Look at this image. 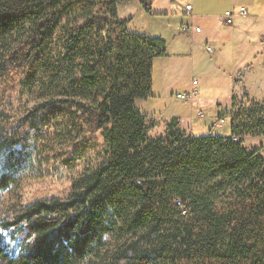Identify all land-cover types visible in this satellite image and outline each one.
<instances>
[{
	"label": "trees",
	"instance_id": "trees-1",
	"mask_svg": "<svg viewBox=\"0 0 264 264\" xmlns=\"http://www.w3.org/2000/svg\"><path fill=\"white\" fill-rule=\"evenodd\" d=\"M129 1L0 0V191L51 136L70 143L68 170L99 151L65 198L0 219V264H264V156L242 143L264 138V104L233 97L229 137L176 118L148 137L134 102L153 96L167 50L118 19Z\"/></svg>",
	"mask_w": 264,
	"mask_h": 264
},
{
	"label": "crops",
	"instance_id": "crops-1",
	"mask_svg": "<svg viewBox=\"0 0 264 264\" xmlns=\"http://www.w3.org/2000/svg\"><path fill=\"white\" fill-rule=\"evenodd\" d=\"M133 1L135 0L119 3L117 11L122 5ZM153 2L158 6V14H171L175 18L179 15L186 17L185 24L180 30L183 34L175 36L183 42L186 35L191 41H195L198 50L202 47L206 53L212 55L209 70H212L219 79L214 84L210 80L201 83V95L197 90V95L190 100L183 102L177 100L173 94L176 88H182L187 92L197 84L196 80L192 84V79L190 81L188 77V73L192 72L198 63L194 49L190 53H183L177 47L178 50L170 53L163 37L134 32L139 35L160 37L165 41L167 48L165 56L153 59V96L134 102L135 108L145 116L150 127L161 122L166 131V124L176 118L181 130L193 137H200L205 130L202 129L201 123L195 120L196 117L202 116L198 108L203 106L211 108L214 105L213 114L217 117L222 115L225 121L229 120L228 114L231 112L233 97L245 103L248 100L264 104V0H153ZM186 4L191 5L190 14L180 9ZM240 7L246 9L245 14L238 13ZM229 9L235 11L233 22L232 25H225L221 22V16ZM195 27L200 31L196 32ZM176 28L175 26L174 31ZM206 47H211L212 51L208 52ZM231 49L234 55L228 52ZM204 75H207L206 70ZM205 88L209 90L215 88V92L203 93L202 90ZM248 139L254 140L248 137L244 138L242 143ZM261 146H264V143L257 144V147L251 149H258Z\"/></svg>",
	"mask_w": 264,
	"mask_h": 264
},
{
	"label": "rangeland",
	"instance_id": "rangeland-1",
	"mask_svg": "<svg viewBox=\"0 0 264 264\" xmlns=\"http://www.w3.org/2000/svg\"><path fill=\"white\" fill-rule=\"evenodd\" d=\"M122 6L119 7L117 11L118 19L127 21V30L129 32H144L152 36L163 37L167 42L168 51L170 53L178 50L177 47H179V50H182L183 53H190V51L194 49L198 63L194 66L192 72L188 73V77H190V81L191 79L197 81L195 87L197 88L199 95L202 94L200 89L201 83L203 84L204 81L206 82L207 80H210L212 84L218 82L219 77L216 76L212 70H209L210 61L213 59L212 55L206 53L202 47H199L198 50L195 41H191L186 35L184 36L183 42L179 41L177 36H175L176 34H183V31L180 30L182 25L185 24L186 17L179 15L175 18L171 14H158V6L155 5L153 0L152 10L155 14L145 12L136 0L133 1V3H127V5ZM175 26L177 28L174 31ZM228 52L234 55L232 49ZM202 66L204 67L203 69L201 68ZM205 70L207 73L206 76L204 75ZM202 91L203 93H213L215 92V88L211 90L205 88ZM175 93L182 94L185 92L182 88H176L173 91V94L176 96ZM175 96L174 98H176ZM180 101L183 102L184 100ZM155 102H157V100ZM173 106L176 107V104ZM214 107L215 106L213 105L211 108L205 106L198 108V110H200L199 113L201 112L202 116L196 117L195 120L199 121L202 129L205 130L202 136H229L230 121L225 120L221 125H217L219 119L216 114H213ZM164 127L165 126L162 125L161 122L157 123L155 126L150 127L147 130V136L151 138L161 136L165 131ZM260 143H264V138H254V140L248 139L243 144L247 149H251L257 147V144L260 145ZM70 147V143L64 138L56 139L51 136L48 140L43 142L41 149L36 154V161L33 170L29 171L17 184L0 191V219L8 216L13 210L20 208L35 199H48L51 197L65 198L68 195L71 180L83 170L94 167L99 156L98 148L92 147L83 155H78L75 167L68 170L66 169L63 160L67 157ZM260 151L264 156V146H261ZM121 242L122 239L116 237L109 238L108 247L113 248Z\"/></svg>",
	"mask_w": 264,
	"mask_h": 264
},
{
	"label": "built area",
	"instance_id": "built-area-1",
	"mask_svg": "<svg viewBox=\"0 0 264 264\" xmlns=\"http://www.w3.org/2000/svg\"><path fill=\"white\" fill-rule=\"evenodd\" d=\"M184 13L186 14H190L191 13V5L190 4H186L184 5V7H181L180 8ZM234 10L231 9V10H226L223 15L221 16V22L225 25H232V22H233V15H234ZM246 12V9L244 7H240L238 9V13L240 14H245ZM194 30L196 32H199L200 29L195 27ZM206 50L208 52H211L212 51V48L211 47H206ZM195 83V80H192V84ZM197 95V89L196 87H191L189 91L185 92V93H179V94H176V98L177 99H180V100H184V101H188L190 100L191 98L195 97ZM201 115V113H199ZM224 122V119H219L218 122H217V125H221L222 123ZM233 140H235V138H233Z\"/></svg>",
	"mask_w": 264,
	"mask_h": 264
}]
</instances>
